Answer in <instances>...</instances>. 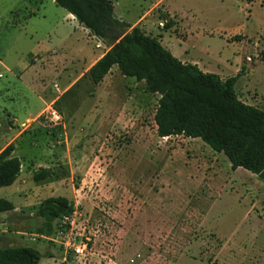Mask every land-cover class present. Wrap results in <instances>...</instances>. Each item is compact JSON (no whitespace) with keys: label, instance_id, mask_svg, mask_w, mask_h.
<instances>
[{"label":"rangeland","instance_id":"rangeland-1","mask_svg":"<svg viewBox=\"0 0 264 264\" xmlns=\"http://www.w3.org/2000/svg\"><path fill=\"white\" fill-rule=\"evenodd\" d=\"M35 1L0 0V150L13 143L22 163L18 182L0 187V198L16 207L0 213V247L36 248L38 264H88L104 261L108 243L115 262L133 264L137 254L127 246L139 240L154 264H264V181L232 169L223 153L198 138L159 137L158 95L135 86L116 66L98 90L75 73L82 57L56 75L48 62L64 63L66 50L46 54L43 45L57 44L66 29L76 26L85 57L104 47L66 21L59 6ZM113 1L116 12L134 22L159 0ZM158 3L142 21L146 32L162 35L164 47L180 60L198 61L203 72L240 73L238 97L264 110V0ZM163 6L194 35L183 40V31L160 28L158 22L169 19ZM30 62L43 67L27 72L23 65ZM69 75L80 78L64 89ZM50 104L59 120L42 115ZM40 167L54 176L34 182ZM50 196L73 202L92 252L65 255L55 242L33 236L41 223L36 207Z\"/></svg>","mask_w":264,"mask_h":264},{"label":"trees","instance_id":"trees-1","mask_svg":"<svg viewBox=\"0 0 264 264\" xmlns=\"http://www.w3.org/2000/svg\"><path fill=\"white\" fill-rule=\"evenodd\" d=\"M54 2L108 47L87 72L93 84L117 65L122 76L143 81L146 93L159 95L153 117L159 137L198 138L223 153L232 169L242 167L264 181V110L238 97L234 86L240 73L222 78L180 61L160 36L117 17L111 0ZM171 22L167 20L165 28ZM13 151V143L0 150V187L14 184L21 172V160ZM52 176V169L40 167L32 179L41 182ZM13 209L11 201L0 198V213ZM73 211V202L65 196L43 199L35 211L41 219L36 233L52 235L58 220ZM40 259V252L30 246L0 247V264H38Z\"/></svg>","mask_w":264,"mask_h":264},{"label":"crops","instance_id":"crops-1","mask_svg":"<svg viewBox=\"0 0 264 264\" xmlns=\"http://www.w3.org/2000/svg\"><path fill=\"white\" fill-rule=\"evenodd\" d=\"M44 1H46V0H37V1H35V5H41ZM52 4H55V2H54V0H49ZM112 1V3H113V8H114V13H115V15L117 16V17H119L120 19H122V20H124V21H126L127 23H129L131 26H136V25H138L139 27H141L142 29H144L145 31H146V27L144 26V25H142V21H143V19L144 18H146L148 15H150L151 14V11L156 7V6H158V5H160L158 2H160V1H162V0H159L157 3H155V4H153L150 8H148L143 14H141V16H139L138 18H137V20H135L134 22H129L127 19H126V14L124 13V12H116V2H114L113 0H111ZM56 5V4H55ZM61 8V7H60ZM63 9V8H62ZM64 10V9H63ZM163 10H165V12H167V14H168V17H169V19L168 20H171L172 22H171V25H170V27L169 28H172V29H174V31L175 32H179V31H183L184 32V34H182V38H183V40H186L187 38H188V36L190 35V36H193L194 35V32H196L193 28H190V26L189 25H185V24H183V22L182 21H177V19H176V14L175 13H172V12H170V11H168L167 9H165L164 8V6H163ZM64 19H66V21H69V22H76L77 23V26H78V28H84L82 25H80L79 23H78V21L74 18V16L73 15H71L70 13H68L66 10H64ZM178 17V16H177ZM161 21V20H160ZM159 21V22H160ZM179 22V23H178ZM166 23H167V21H166ZM165 23V24H166ZM165 24H164V27H162V28H164L165 29ZM161 28V27H160ZM76 26L72 29V30H68V29H66V34H65V36L63 37V38H57V44H54V45H43V46H45L44 47V49H43V51L42 52H44V53H46V54H48L49 53V50H53V51H57V52H60V51H62L63 50V48L66 50V53H67V55H68V58L67 59H64L63 61H64V63L61 61H58V65L56 64V65H54L52 62H50V60H49V64H50V67L52 68V71H54V73L56 74V75H58V74H61V73H63L64 71H66V65L67 64H72L73 63V61L75 60V59H77L78 57H82L83 58V61H81L80 63H82V67H81V69H80V71H78V72H75V73H80V75L83 77V75H87V72H88V70H89V68L104 54V52L108 49V47L106 46V45H104V43L102 42V41H99L100 43H102L103 44V47H104V49L103 48H100V47H95L93 50H91V53L89 54V56H87V57H85L84 55H82V52H83V49H84V47H83V44L82 43H80V40L76 37ZM168 29V28H167ZM84 30H86V32H89V30H87L86 28H84ZM194 31V32H193ZM150 34V33H149ZM180 34V33H179ZM160 37H159V40H160V42L162 43V35H159ZM67 43V44H66ZM51 46V47H50ZM165 48H167L176 58H177V55L176 54H174V52L170 49V48H168V47H165ZM56 55V54H55ZM180 60V59H179ZM180 61H182V62H188L187 60H180ZM191 63H193V64H196L198 67H199V69H200V63L198 62V61H191ZM37 66L38 67H40L41 68V66L43 67V64H42V62H41V66H39V65H36V63L35 62H30V63H24V65H23V67H26L27 68V72L29 71V70H32V71H34L35 72V68H37ZM115 66L117 67V65H113L112 66V68L110 69V71L108 72V74L103 78V80L101 81V82H99L98 84H95V86H96V88H97V90L99 89V88H102L101 86L103 85V84H106L105 83V80L107 79V77L109 76V75H111V72H114V70H116L115 69ZM118 68V67H117ZM118 70V69H117ZM119 71V70H118ZM79 75V76H80ZM79 76H77V77H73V76H68L67 78H66V83H65V88L64 89H68V88H71V87H73V86H75L76 85V81L80 78ZM122 76V75H121ZM81 77V78H82ZM124 77V76H123ZM89 80V79H88ZM89 82H91L90 80H89ZM134 82H135V86H137V84H140V86L142 87V88H144V82L143 81H141V82H136L135 80H134ZM92 83V82H91ZM93 84V83H92ZM106 90H107V88H106ZM108 91V90H107ZM108 93H109V91H108ZM107 94V93H106ZM149 94V93H148ZM155 95H157V94H155ZM158 97H159V95H158ZM18 181H15L14 183H17ZM14 210H16V207H15V205H14ZM39 222H41V220L39 221ZM128 248H130L131 250H134V252L136 251V258L135 259H133V261H132V263L133 264H154V263H152V261L150 260V258L147 256V254H146V251H149L150 249L149 248H146V247H143L142 245H141V243H140V241L138 240V241H136L135 243H133L132 244V246L131 247H129V245L127 246ZM160 248H164V245H160ZM64 260H66V258H64ZM82 264V263H81ZM83 264H85V263H83ZM88 264H108L107 262H105V261H103V262H101V261H94V262H89ZM115 264H131V263H129V261H127V260H120L119 262L116 260V262H115Z\"/></svg>","mask_w":264,"mask_h":264},{"label":"built area","instance_id":"built-area-1","mask_svg":"<svg viewBox=\"0 0 264 264\" xmlns=\"http://www.w3.org/2000/svg\"><path fill=\"white\" fill-rule=\"evenodd\" d=\"M158 26L161 28L164 27V22H158ZM42 115L50 121L59 120V115L52 107V104L48 105L43 110ZM76 216L77 212L74 210L70 215L63 216L61 219H59L56 224L53 237H46V235L39 234H34L33 236H41L55 242L63 249L65 255L84 257L90 251L92 252V248L89 245L91 239L86 235V225L78 226ZM105 245L108 246V249H105V251L103 250L105 252L103 260L108 264H115V248L108 243Z\"/></svg>","mask_w":264,"mask_h":264},{"label":"water","instance_id":"water-1","mask_svg":"<svg viewBox=\"0 0 264 264\" xmlns=\"http://www.w3.org/2000/svg\"><path fill=\"white\" fill-rule=\"evenodd\" d=\"M89 32L91 33L92 31L89 30ZM97 41H101L98 37H95Z\"/></svg>","mask_w":264,"mask_h":264}]
</instances>
